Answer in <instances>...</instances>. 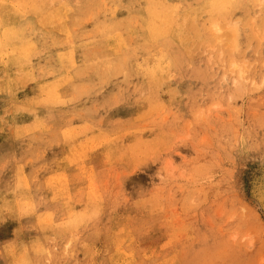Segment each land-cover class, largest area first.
<instances>
[{"label": "rangeland", "instance_id": "1", "mask_svg": "<svg viewBox=\"0 0 264 264\" xmlns=\"http://www.w3.org/2000/svg\"><path fill=\"white\" fill-rule=\"evenodd\" d=\"M51 1L0 0V264H264V0Z\"/></svg>", "mask_w": 264, "mask_h": 264}, {"label": "bare ground", "instance_id": "2", "mask_svg": "<svg viewBox=\"0 0 264 264\" xmlns=\"http://www.w3.org/2000/svg\"><path fill=\"white\" fill-rule=\"evenodd\" d=\"M1 1H3V0H1ZM10 1H11V0H10ZM14 1H15V0H14ZM21 1H22V0H21ZM25 1H26V0H25ZM27 1H28V0H27ZM34 1H35V0H34ZM47 1L50 2L51 0H45V3H46ZM153 1H154V0H153ZM153 1H152V2H153ZM32 2H33V1H32ZM39 2H41V1H39ZM51 2H52V1H51ZM76 2H77V1H76ZM157 2H158V1H157ZM159 2H160V0H159ZM4 3H5V2H4ZM9 3H10V2H9ZM24 3L26 4V2H24ZM33 3L36 4V2H33ZM37 3H38V2H37ZM45 3H44L43 5H45ZM166 3H167V1H166ZM168 3H169V2H168ZM1 4H2V2L0 3V5H1ZM53 4H54V3H53ZM63 4H64V3H63ZM162 4H163V3H162ZM6 5H7V4H6ZM15 5H16V4H15ZM36 5H37V4H36ZM39 5H40V4H39ZM41 5H42V3H41ZM43 5H42V6H43ZM64 5H65V4H64ZM153 5H154V3H153ZM170 5H171V3H170ZM1 6H2V5H1ZM7 6H8V5H7ZM11 6H14V5H11ZM20 6H21V7L23 6L22 3H21ZM25 6H27V5H25ZM28 6H29V5H28ZM34 6H35V5H34ZM45 6H46V5H45ZM2 7L4 8V6H2ZM23 7H24V6H23ZM29 7H30V6H29ZM50 7H52V6H50ZM60 7H61V6H59V8H60ZM151 7H153V6H151ZM3 8H0V9H3ZM6 8H7V7H6ZM24 8H25V7H24ZM35 9L37 10L38 8H35ZM35 9H34V10H35ZM51 9H52V8H51ZM62 9L64 10V8H62ZM7 10H9V8H7ZM38 10H39V9H38ZM46 10H47V9H46ZM69 10H70V9H69ZM69 10H68V12H69ZM164 10H165V9H164ZM5 11H6V10H5ZM10 11H11V10H10ZM20 11H21V10H20ZM29 11H31V10H29ZM29 11H27V13L30 14ZM32 11H33V10H32ZM47 11H48V10H47ZM149 11H150V9H149ZM151 11L153 12V10H151ZM2 12H3V11H2ZM33 12H35V11H33ZM39 12H40V11H39ZM56 12H57V11H56ZM61 12H62V11H61ZM61 12H60V13H61ZM152 12H151V13H152ZM0 13H1V12H0ZM5 13H6V12H5ZM9 13H10V12H9ZM35 13H37V12H35ZM41 13H42V11H41ZM44 13H45V12H44ZM1 14H2V13H1ZM10 14H11V13H10ZM12 14H13V13H12ZM31 14H32V13H31ZM31 14H30V15H31ZM157 14H158V13H157ZM157 14H155V12L153 13V17H154V18H153V21H155V22H156L158 19H160V18L162 19V21H163V19L166 18V16H165V17H160V16L157 17V16H156ZM160 14H161V13H160ZM163 14H164V13H163ZM168 14H169V13H167V15H168ZM172 14H173V13H172ZM13 15H14V14H13ZM36 15H37V14H36ZM64 15H65V11H64ZM2 16H3V15H2ZM2 16H1V17H2ZM7 16H8V15H7ZM7 16H6V17H7ZM14 16H15V15H14ZM14 16H13V17H14ZM37 16H38V15H37ZM149 16H152V15H149ZM173 16H174V15H173ZM173 16H172V17H173ZM65 17H66V16H65ZM184 17H185V16H184ZM18 18H19V17H18ZM48 18H49V17H48ZM167 18H169V17H167ZM179 18H180V17H179ZM179 18H177V19H179ZM181 19H182V18H181ZM4 20H5V19H4ZM51 20H52V19H51ZM64 20H65V19H64ZM66 20H68V19H66ZM185 20H186V19H185ZM5 21H6V20H5ZM8 21H9V20H7V22H8ZM40 21H41V20H40ZM53 21H54V20H53ZM166 21H167V20H166ZM179 21H180V20H179ZM9 22H10V21H9ZM172 22H173V21H172ZM186 22H187V21H186ZM193 22H194V21H193ZM49 23H50V22H49ZM165 23H166V22H165ZM188 23H189V22H188ZM195 23H196V22H195ZM0 24H1V23H0ZM161 24H162V23L158 24V26L161 25ZM170 24H172V23H170ZM174 24H175V23H174ZM1 25H2V24H1ZM11 25H13V24H11ZM11 25H10V26H11ZM54 25H55V23H54ZM58 25H59V24H58ZM165 25H166V24H165ZM178 25H179V24H178ZM192 25H193V24H192ZM2 26L7 27L6 25H2ZM50 26H51V25H50ZM52 26H53V25H52ZM158 26H157V27H158ZM174 26H175V25H174ZM186 26H188V24H187ZM189 26H190V24H189ZM216 26H217V25H216ZM162 27H163V26H162ZM191 27H192V26H190V29H191ZM0 28H1V27H0ZM168 28H169V27H168ZM170 28H171V27H170ZM170 28H169V29H170ZM176 28H177V27H176ZM182 28H183V27H181V29H182ZM195 28H196V27H195ZM198 28H199V27H198ZM3 29H4V27H3ZM7 29H9V31L12 30V29H10L9 27H8ZM156 29H157V28H156ZM179 29H180V28H179ZM185 29L187 30V28H185ZM188 29H189V28H188ZM54 30H55V29H54ZM164 30H165V29H164ZM172 30H173V29H172ZM177 30H178V29H177ZM186 30H185V31H186ZM216 30H219V29L217 28ZM153 31H154V30H153ZM183 31H184V30H183ZM185 31H184V32H185ZM187 31H188V30H187ZM14 32H15V31H14V29H13V35H15ZM150 32H151V31H150ZM156 32L158 33V31H156ZM159 32H160V30H159ZM163 32H164V31H163ZM163 32H162V34H163ZM167 32H169V31H167ZM175 32H176V31H175ZM177 32H178V31H177ZM177 32H176V33H177ZM3 33H4V32H3ZM7 33H8V32L6 31V34H7ZM154 33H155V31H154ZM157 33H156V34H157ZM181 33H182V32H181ZM181 33H180V34H181ZM9 34H10V33H9ZM160 34H161V33H160ZM162 34H161V35H162ZM184 34H185V36H186V33H184ZM188 34H189V33H188ZM4 35H5V34H4ZM13 35H10V36L12 37ZM23 35H24V34H23ZM55 35H56V34H55ZM59 36H60V35H59ZM171 36H172V35H171ZM185 36H184V37H185ZM187 36H188V35H187ZM8 37H9V36H8ZM13 37H15V36H13ZM13 37H12V38H13ZM150 37H151V36H150ZM179 37H180V36H179ZM182 37H183V36H182ZM59 38H60V37H59ZM3 39H4V38H3ZM13 39H14V38H13ZM154 39H156V37H154ZM173 39H174V38H173ZM177 39H178V37H177ZM183 39H184V38H183ZM183 39H180V43H181V40H183ZM186 39H187V38H186ZM186 39H185V40H186ZM10 40H12V39H10ZM30 40H31V39H29V41H30ZM62 40H64V39H62ZM185 40H183V41H185ZM7 41H8V40H7ZM17 41H18V40H17ZM5 42H6V40H5ZM25 42H26V41H25ZM189 42H191V41H189ZM12 43H13V42H12ZM15 43H16V42H15ZM19 43H20V42H19ZM178 43H179V42H178ZM155 44H156V43H155ZM16 45H17V44H16ZM184 45H185V44H184ZM1 46H2V45H1ZM25 47H26V46H25ZM29 47H30V46H29ZM4 48H5V47H4ZM6 48H7V47H6ZM6 48H5V49H6ZM22 48H23V45H22ZM5 49H4V50H5ZM23 49H24V48H23ZM30 49H31V48H30ZM66 49H67V48H66ZM117 49H118V48H117ZM32 50H33V49H32ZM25 51H26V50H25ZM27 51H29V50L27 49ZM160 51H161V50H160ZM18 52H19V51H18ZM18 52H17V53H18ZM20 52H24V50H23V51H20ZM187 52H188V51H187ZM7 53H8V52H7ZM28 53H29V52H28ZM157 53H158V52H157ZM3 54H4V53H3ZM31 54H32V53H31ZM12 55H13V54H12ZM18 55H19V54H18ZM161 55H162V54H161ZM189 55H190V54H189ZM16 56H17V55H16ZM21 56H22V53H21ZM7 57H8V56H7ZM17 57L19 58V56H17ZM22 58H23V57H22ZM2 59H3V58H2ZM164 59H165V58H164ZM164 59H163V60H164ZM31 60H32V59H31ZM3 61H5V60H3ZM23 61L25 62V60H23ZM64 61H65V60H64ZM30 62H31V61H30ZM30 62H28V63L31 64ZM22 63H23V62H22ZM22 63H21V64H22ZM26 63H27V62H26ZM26 63H25V64H26ZM150 63H151V62H150ZM168 63H169V62H168ZM151 64H152V63H151ZM3 65H4V64H3ZM22 65H23V64H22ZM167 65H168V64H167ZM4 66H5V65H4ZM169 66H170V63H169ZM1 68H2V67H1ZM6 68H8V67H6ZM188 68H189V67H188ZM3 69H5V68H3ZM203 69H204V68H203ZM169 70H170V69H169ZM191 70H192V69H191ZM194 70H195V69H194ZM207 70H208V69H207ZM146 71H147V70H146ZM187 71H188V70H187ZM187 71H186V72H187ZM196 71H197V70H196ZM196 71H195L194 73H196ZM14 72H15V71H14ZM191 72H193V71H191ZM207 72H208V71H207ZM156 73H157V72H156ZM194 73H193V74H194ZM200 73H201V72H200ZM1 74H2V73H1ZM148 74H149V73H148ZM162 74H163V73H162ZM191 74H192V73H191ZM191 74H189V75H191ZM196 74H197V73H196ZM156 75H158V74H156ZM29 76H30V75H29ZM29 76H28V77H29ZM120 76H121V75H120ZM184 76H185V75H184ZM196 76H197V75H196ZM198 76H199V75H198ZM201 76H202V75H201ZM201 76H200V77H201ZM6 77H7V76H6ZM158 77H159V76H158ZM193 77H194V75H193ZM193 77L191 78L192 80H193ZM202 78H203V77H202ZM6 79H7V78H6ZM25 79L27 80V77H26ZM30 79H31V77H30ZM30 79H29V80H30ZM162 79H163V78H162ZM205 79H206V78H205ZM7 80H8V79H7ZM26 80H25V81H26ZM163 80H164V79H163ZM198 80H199V78H198ZM1 81H2V80H1ZM14 81H15V80H14ZM14 81H13V82H14ZM36 81H37V80H36ZM42 81H43V80H41V82H42ZM152 81H153V80H152ZM233 81H234V80H233ZM28 82H29V81H28ZM32 82H34V81H32ZM39 82H40V81H39ZM39 82H38V84H39ZM5 83H6V82H5ZM9 83H10V82H9ZM36 83H37V82H36ZM151 83H152V82H151ZM160 83H161V82H160ZM14 84H15V83H14ZM66 84H67V83H66ZM36 85H37V84H36ZM11 87H12V86H11ZM9 88H10V87H9ZM39 88H40V86H39ZM41 88H42V87H41ZM41 88H40V89H41ZM3 89H4V88H3ZM15 89H16V88H15ZM64 89H65V88H64ZM6 90H7V89H6ZM6 90H5V91H6ZM8 90H9V89H8ZM36 90H37V89H36ZM41 90H42V89H41ZM26 91H27V90H26ZM0 92H1V91H0ZM39 92H40V91H39ZM52 92H53V91H52ZM63 92H64V91H63ZM27 93H29V92H27ZM40 93H41V92H40ZM64 93H65V92H64ZM1 94H2V93H1ZM42 94H43V93H42ZM28 96H29V95H28ZM24 97H25V96H24ZM30 101H31V100H30ZM47 102H48V101H47ZM21 103H22V101H21ZM29 104H30V103H29ZM33 105H34V104H33ZM50 107H51V106H50ZM16 108H17V107H16ZM19 108H20V107H19ZM23 108H24V107H23ZM23 111H24V110H23ZM18 112H19V111H18ZM21 112H22V111H21ZM26 115H27V114H26ZM26 115H25V116H26ZM37 115H38V114H37ZM38 117H39V116H38ZM22 131H23V130H22ZM22 134H23V132H22ZM76 145H77V144H76ZM74 147H75V146H74ZM80 147H82V146H80ZM76 149H77V148H76ZM76 149H75V150H76ZM81 150H82V149H81ZM84 151H86V150H84ZM80 152H81V151H80ZM2 181H3V180H2ZM52 181H53V180H52ZM9 182H10V181H9ZM3 184H4V183H3ZM53 184H54V183H53ZM3 186H4V185H3ZM63 187H64V186H63ZM11 190H13V189H11ZM60 191H61V190H60ZM7 192H8V191H7ZM11 192H12V191H11ZM4 193H5V192H4ZM7 195H8V194H7ZM14 196H15V195H13V197H14ZM2 198H3V197H2ZM3 199H4V198H3ZM4 201H5V200H4ZM12 201H13V200H12ZM6 203H8V202H6ZM8 204H9V203H8ZM13 204H14V203H13ZM16 205H17V204H16ZM7 206H8V205H7ZM3 210H4V209H3ZM10 210H11V209H10ZM4 213H5V212H4ZM0 215H1V214H0ZM7 217H8V216H7ZM2 219H3V218H2ZM116 254H117V253H116ZM118 255H119V254H118ZM117 257H118V256H117ZM113 258H114V257H113ZM117 260H118V258H117ZM114 261H115V260H114ZM111 262H112V260H111ZM115 262H116V261H115ZM112 264H113V263H112ZM125 264H126V263H125Z\"/></svg>", "mask_w": 264, "mask_h": 264}]
</instances>
